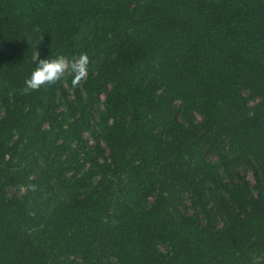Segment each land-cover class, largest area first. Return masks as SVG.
<instances>
[{
  "label": "trees",
  "instance_id": "1",
  "mask_svg": "<svg viewBox=\"0 0 264 264\" xmlns=\"http://www.w3.org/2000/svg\"><path fill=\"white\" fill-rule=\"evenodd\" d=\"M0 264H264V0H0Z\"/></svg>",
  "mask_w": 264,
  "mask_h": 264
},
{
  "label": "clouds",
  "instance_id": "2",
  "mask_svg": "<svg viewBox=\"0 0 264 264\" xmlns=\"http://www.w3.org/2000/svg\"><path fill=\"white\" fill-rule=\"evenodd\" d=\"M39 42L36 44L38 45ZM36 47V46H35ZM35 65L28 78L24 81L25 93L39 89L43 85H49L60 80L65 71L74 73L73 84H77L88 72L89 58L86 53H81L78 59L70 60L64 55H57L54 58H40L37 50L32 56Z\"/></svg>",
  "mask_w": 264,
  "mask_h": 264
},
{
  "label": "rangeland",
  "instance_id": "3",
  "mask_svg": "<svg viewBox=\"0 0 264 264\" xmlns=\"http://www.w3.org/2000/svg\"><path fill=\"white\" fill-rule=\"evenodd\" d=\"M102 98H104V95H102ZM248 177H249L250 179H253V176H252L251 173H248Z\"/></svg>",
  "mask_w": 264,
  "mask_h": 264
}]
</instances>
